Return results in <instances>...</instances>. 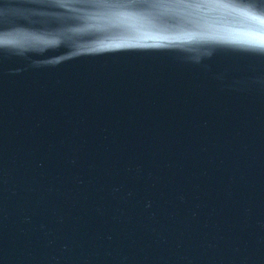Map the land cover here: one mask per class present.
<instances>
[{"label": "water", "instance_id": "95a60500", "mask_svg": "<svg viewBox=\"0 0 264 264\" xmlns=\"http://www.w3.org/2000/svg\"><path fill=\"white\" fill-rule=\"evenodd\" d=\"M0 264H264V0H0Z\"/></svg>", "mask_w": 264, "mask_h": 264}]
</instances>
